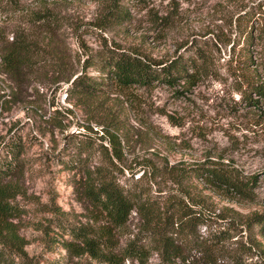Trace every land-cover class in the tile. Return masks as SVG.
Listing matches in <instances>:
<instances>
[{"label": "rangeland", "instance_id": "obj_1", "mask_svg": "<svg viewBox=\"0 0 264 264\" xmlns=\"http://www.w3.org/2000/svg\"><path fill=\"white\" fill-rule=\"evenodd\" d=\"M128 1L131 21L109 26L102 22L104 0H0V50L14 36H25L34 42L36 60L19 79L0 65V163L10 159L9 145L20 146L18 167L4 181L16 185L10 202L17 209L11 220L25 239L23 249L0 244V264H108L87 253L73 255L64 246L74 226L90 229L107 222L84 192L98 165L108 167L126 186L136 182L135 187L153 195L177 196L196 214L204 212L207 220L198 227L202 236L213 222L226 228L231 218L240 225L221 239L215 260L207 264H231L237 242L249 241L242 221L264 211V96L255 91L250 95L247 83L264 80V40L253 46L257 62L246 65V39L237 20L247 11L260 10L250 22L258 33V25L264 26V0ZM34 11L50 12L51 28L44 18H33ZM156 13L171 15V24L157 22ZM44 35L54 37L61 51L63 75L86 70L101 81L100 97L92 107L69 93L71 80H57L59 58L43 51L49 49L42 46ZM107 45L136 47L165 62L204 59L207 69L189 86L182 79L125 86L103 67L111 50ZM95 112L96 118L89 120ZM106 129L117 136L116 150ZM209 159L250 179L254 198L227 194L194 170L182 182L177 180L182 169ZM141 229L133 210L126 224L114 229L116 250ZM258 229L251 233L260 250L264 232ZM147 252L144 262L127 257L123 264H161L157 250Z\"/></svg>", "mask_w": 264, "mask_h": 264}, {"label": "trees", "instance_id": "obj_2", "mask_svg": "<svg viewBox=\"0 0 264 264\" xmlns=\"http://www.w3.org/2000/svg\"><path fill=\"white\" fill-rule=\"evenodd\" d=\"M131 1L137 2L134 4L146 2V0ZM129 4L130 1L128 0H104L103 24L110 26L131 21L133 15L129 9ZM258 12L261 11L253 9L247 11V15H244V17L241 16L237 19L238 27L244 33L246 39V55L248 56V60L245 62L246 65L257 62L253 59V46L256 44L257 39L264 40V26L259 24L257 27L258 33H256L253 30V23H250ZM32 16L38 20L44 18L43 22H47L44 25L47 26V29L51 28L49 26L50 12L40 13L34 11ZM170 18L171 15L168 14H157L156 21H163L164 24L170 25ZM15 37L16 39L12 41L11 45L1 46L0 65L5 67V71L11 74L14 79H19L22 71L26 67L32 66L36 60L33 51H31L34 48V46L31 47L32 43L26 41L25 36L20 37L17 35ZM38 40L40 41V39ZM42 40V46L49 48H43V51L49 50L53 53L54 58L56 56L59 58V62L56 63L58 65L56 72L60 76L56 77L57 80L62 76L68 81L71 80L67 89L69 93L79 96L80 102L84 106H90L91 102L100 97L101 81L89 75L86 70L79 74L72 72L69 75H63L61 72V51L53 42L54 37L44 35ZM110 48L111 46H108V49ZM201 60L199 62L198 59H190L189 62H186L178 57L165 62L136 47L131 49L114 47L111 48L103 67L114 79L125 86L132 84L147 86L160 79L168 84H174L182 79L184 85L189 86L195 83L201 74L206 72L204 59ZM262 63L264 66V60ZM75 74L77 75L72 79ZM247 83L250 95L252 91H255L260 96H264V80H261V78L256 81L247 80ZM97 106L100 108L102 101L98 102ZM67 109L72 110L68 107ZM92 116L88 117L89 120L96 118V112ZM88 126H90L89 123ZM106 130L108 132L107 138L116 150L115 138L117 136L110 129ZM87 145L88 148L91 147V144ZM8 147L10 159L7 160L8 162L5 161L8 164L3 165L0 163V244L23 249L25 239L18 233L16 223L11 220L17 209L16 204L10 202V199L16 194V185L12 180L4 181L6 176L17 169L21 150L18 144L9 145ZM107 152L108 147L104 145V153ZM210 159L192 169L190 167L182 169L180 174L175 175L179 176L177 180L182 182L184 176L194 170L195 174L220 187L227 194H237L241 199L252 200L254 198L252 196L253 183L250 179L241 177L239 172L234 174L214 164L213 160ZM93 173L95 174L85 181L84 192L92 204L98 207L100 212L106 216L107 222L96 228L91 227L88 229L84 226H74L75 228L69 229L72 239L66 240L64 246L73 255L82 256L87 253L92 258L108 264H123V260L127 257L138 258L144 262L148 254L147 251L152 248L158 251L161 264H207L215 260L216 245L221 239L229 236L232 229L240 226L231 218L226 228L220 222L217 224L213 222L210 223L207 235L202 236L198 234V227L201 222L204 223L207 220V215L204 212L196 214L190 205L183 204L177 196L153 195L152 192L145 191L144 188L135 187L136 182L131 186H126L104 165L96 166ZM133 210L137 211L142 221L141 232L130 238L123 247L116 250L118 245H116L117 240L114 239V229L124 226ZM242 223L250 232L249 241L240 240L237 242L239 244L237 246L238 251L230 253L231 264H264V248L257 249V240L251 233V231H255L256 226H259L258 230L260 232H264V211H254Z\"/></svg>", "mask_w": 264, "mask_h": 264}]
</instances>
